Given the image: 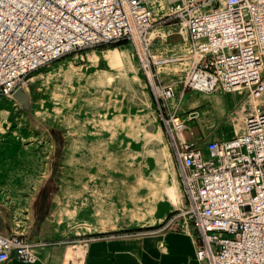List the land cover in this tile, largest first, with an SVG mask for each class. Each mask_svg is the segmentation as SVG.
Returning <instances> with one entry per match:
<instances>
[{
    "label": "built area",
    "instance_id": "built-area-1",
    "mask_svg": "<svg viewBox=\"0 0 264 264\" xmlns=\"http://www.w3.org/2000/svg\"><path fill=\"white\" fill-rule=\"evenodd\" d=\"M153 2L0 0V98L11 99L31 74L71 52L133 46L159 101L186 199L164 228L193 225L196 258L205 264H264V0ZM166 27L182 47L153 55L151 44L160 38L146 35ZM174 65L187 67L183 80L161 83L158 69ZM179 83L199 94H244L251 108L241 133L208 140L204 149L187 141L190 114L172 105ZM35 246L23 234L0 233V264L35 263Z\"/></svg>",
    "mask_w": 264,
    "mask_h": 264
},
{
    "label": "rangeland",
    "instance_id": "rangeland-1",
    "mask_svg": "<svg viewBox=\"0 0 264 264\" xmlns=\"http://www.w3.org/2000/svg\"><path fill=\"white\" fill-rule=\"evenodd\" d=\"M167 32L165 29L148 32L146 38L151 40L156 37L163 41ZM174 39L169 37L168 41ZM138 49L141 54L139 46ZM107 50H115L120 60L113 65L106 63L102 55ZM138 60L136 49L125 43L71 52L31 74L11 99L0 98V218L10 216L12 233L24 235L25 226H28L34 215L25 205V198L32 192L21 191L19 186L24 179L26 182L38 181L37 172L41 163L52 156L55 157L53 166L59 165L58 158L64 150L66 134L85 133L89 143L93 142L89 146L90 151L98 154L104 151L106 158L112 163H119L121 168H132L130 163L147 159L145 175L152 178L155 185H160L159 188L168 182L169 172H176L178 176V164L165 135L156 132L149 134L156 128L161 131L164 129L157 110L159 101L153 98ZM184 68L187 70L183 65H174L160 68L158 72L162 76L179 72L182 81L185 72L181 70ZM96 73L101 74L99 80L93 79ZM182 89L183 85L179 83L176 90L179 92ZM25 92L28 93L26 102L21 95ZM178 92H175V96L179 95ZM177 96L173 105L177 106L178 113L183 117L199 111L200 108L189 109L195 98L207 99L205 105H211L214 100L217 102L216 109L207 108L200 118L189 121L190 131L183 134L187 141L197 137L198 131L202 137L220 132L225 136L240 134L244 115L251 108L246 96H240L239 103H246L247 110H242L241 106L233 107L229 104L230 99H221L222 95L218 97L221 99L220 104L219 99L212 94H199L186 89L181 98ZM53 128H58V131ZM117 131L119 135L112 144L116 150L112 155L104 150V141L101 139ZM40 133L44 138L41 144L33 140V136ZM27 137L30 143L26 141L24 144ZM131 141L133 143L128 145ZM123 170L126 174L129 172ZM65 193L63 190L57 192L56 205L60 212L71 217L72 207ZM169 194L172 198V192L169 191ZM115 198L105 192L101 200L105 202L108 199V202L95 211L102 229L114 228V224L121 222L128 214L133 216V212L129 213L128 209H124L121 214L116 212L112 204L108 205ZM3 226L8 229V223ZM72 245L82 249L80 243Z\"/></svg>",
    "mask_w": 264,
    "mask_h": 264
},
{
    "label": "crops",
    "instance_id": "crops-1",
    "mask_svg": "<svg viewBox=\"0 0 264 264\" xmlns=\"http://www.w3.org/2000/svg\"><path fill=\"white\" fill-rule=\"evenodd\" d=\"M144 1L154 3L153 1L156 0ZM157 1L167 6L182 0ZM165 30L168 31L165 43L156 39L151 44L153 55H158L165 48L178 52L182 47L180 37L171 34L173 28L166 27ZM167 37L175 39L169 42ZM178 73H167L163 76L160 73L159 79L161 83L166 84L171 79H180ZM177 87L178 85L175 92H178ZM183 92L184 88L178 92V96L176 95L178 99L181 98ZM21 95L25 102L28 101L27 92ZM220 95L223 100L230 99L229 104L233 107L241 106L242 110H247L246 103L242 105L239 103L240 96H245L244 94H212L217 98ZM225 95L228 97H224ZM218 99V104H220L221 99ZM207 101L204 98L192 100L189 109L200 108L199 111L193 112L197 114L195 119L204 115L207 108H217L215 100L211 102V105H205ZM247 104H249L248 101ZM53 130L58 131V128H53ZM155 130L150 131L149 134L152 135ZM162 133L165 135L164 131ZM199 134L198 131V136L194 140L202 149L208 140H224L233 136H225L222 132L209 133L208 137H202ZM85 135L83 132L78 135L66 134L64 150L58 158L59 165L54 164L53 166L55 157L52 156L45 163H41L39 171L37 170L38 181L26 182L24 179L19 186L21 191L32 192L25 198V205L34 215L28 222V226H25L24 234L28 242L36 245L38 261L31 264H72V260L75 261V259L80 264H205L196 258L194 243L196 230L193 225L181 230L164 228L170 214L186 207L179 175L177 176L176 172H169L168 182L159 188L160 185H155L152 178L145 175L147 159L139 163H130L132 168H121L119 163H112L106 158L104 151L101 154L90 151L89 146L93 142L89 143ZM118 135V131L111 132L109 136L101 139L104 141V150L107 153L115 154L116 147L112 144ZM33 140L41 144L44 138L40 133L34 135ZM26 141L30 143V138L27 137L23 143H27ZM96 141L98 142L99 139ZM132 143L133 141L128 145ZM123 169L129 172L126 174ZM62 190L66 192L67 201L72 207L70 212L73 216L71 217L60 212L56 205L57 192ZM169 191L172 192V198ZM105 192L116 197L115 201L112 203L109 201L108 205L112 204L117 213L122 214L124 209H128L129 213L133 212V216L128 214L122 218L121 222L114 224V228L108 229H102L95 216V211L108 202V199L105 202L101 200ZM5 223H8V229L3 226ZM11 223L10 216L6 219L1 217L0 233L10 235L12 233ZM75 243L82 244V250L78 245L73 247L72 244ZM6 264L29 263L10 258Z\"/></svg>",
    "mask_w": 264,
    "mask_h": 264
},
{
    "label": "bare ground",
    "instance_id": "bare-ground-1",
    "mask_svg": "<svg viewBox=\"0 0 264 264\" xmlns=\"http://www.w3.org/2000/svg\"><path fill=\"white\" fill-rule=\"evenodd\" d=\"M151 34V33H150ZM116 51L115 50H107V51H105L104 53H103V55H102V58H103V60L106 62V63H108L109 65H113V64H115V63H117L119 60H120V55L118 56L116 53H115ZM98 72H100V71H98ZM101 76V74L100 73H96V74H94V76H93V79L94 80H99V77ZM255 104V103H254ZM190 117H191V119H195V116H194V114L193 113H190V115H189ZM155 132L157 133V134H162V131H161V129L160 128H157L156 130H155ZM155 144V143H154ZM158 146V145H157ZM166 148V147H165ZM79 250V249H78ZM82 250V249H81ZM80 251V250H79ZM79 251H77V252H79ZM80 252H82V251H80ZM75 253V252H74ZM73 253V254H74ZM81 256H82V254H81Z\"/></svg>",
    "mask_w": 264,
    "mask_h": 264
},
{
    "label": "trees",
    "instance_id": "trees-1",
    "mask_svg": "<svg viewBox=\"0 0 264 264\" xmlns=\"http://www.w3.org/2000/svg\"><path fill=\"white\" fill-rule=\"evenodd\" d=\"M117 45H119V44H117ZM109 46H116V45H109Z\"/></svg>",
    "mask_w": 264,
    "mask_h": 264
}]
</instances>
